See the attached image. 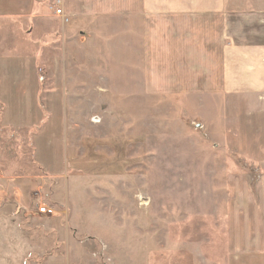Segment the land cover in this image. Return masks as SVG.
<instances>
[{
    "label": "rangeland",
    "instance_id": "1",
    "mask_svg": "<svg viewBox=\"0 0 264 264\" xmlns=\"http://www.w3.org/2000/svg\"><path fill=\"white\" fill-rule=\"evenodd\" d=\"M56 1L43 0L41 11L54 18ZM231 6L264 9V0ZM62 22L52 34L39 20L30 36L25 22L2 26L23 30L21 41L46 78L41 91L54 93L40 101L43 121L51 107L78 136L126 137L130 163L118 178L65 172L48 190L39 186L16 218L0 208V219H13L6 234L20 238H0V264H264L229 252L234 187L238 178L254 187L261 174L224 145L223 101L145 95L142 38L126 34L124 18ZM39 128H0V173H37L32 144ZM52 155L60 161L57 141ZM54 189L60 203L50 200ZM39 204L56 213L38 214Z\"/></svg>",
    "mask_w": 264,
    "mask_h": 264
},
{
    "label": "crops",
    "instance_id": "2",
    "mask_svg": "<svg viewBox=\"0 0 264 264\" xmlns=\"http://www.w3.org/2000/svg\"><path fill=\"white\" fill-rule=\"evenodd\" d=\"M58 1L57 9L68 23L111 17L134 23L139 31L127 25L126 34L142 38L140 83L145 95H195L223 101L224 145L261 174L254 187L239 178L234 187L228 214L229 252L238 258L264 260V9H234L231 0ZM42 4L43 0H0V128L40 126L32 144L37 173L23 177L0 173V195L14 202L5 201L0 208L12 211V218L29 210L27 198L39 186L48 190L54 185L51 180L65 172L118 178L130 163L131 142L126 137L78 136L77 126L63 122L62 114L50 112L51 107L43 121L40 101L43 96L52 99L54 93L41 91L46 78L36 53L27 51L28 45L21 41L23 30L2 26L25 22L30 36L38 21L46 20L53 34L58 20L65 24L55 11L54 18L41 11ZM55 141L61 145L60 161L52 155ZM58 196L59 190L54 189L53 204L60 203ZM11 220L0 219V238L16 243L19 236L6 234Z\"/></svg>",
    "mask_w": 264,
    "mask_h": 264
},
{
    "label": "built area",
    "instance_id": "3",
    "mask_svg": "<svg viewBox=\"0 0 264 264\" xmlns=\"http://www.w3.org/2000/svg\"><path fill=\"white\" fill-rule=\"evenodd\" d=\"M56 4L57 6H60V2L58 0L56 1ZM55 14L57 16H60L64 22H68V19L62 14V11L60 9H56ZM37 212L38 214L47 215V216H51L56 213L55 209L46 207L41 204L37 206Z\"/></svg>",
    "mask_w": 264,
    "mask_h": 264
}]
</instances>
